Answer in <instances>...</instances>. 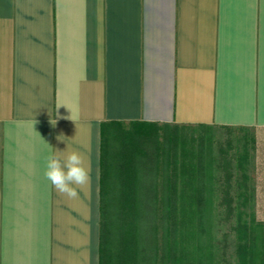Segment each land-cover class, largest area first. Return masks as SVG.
Returning <instances> with one entry per match:
<instances>
[{"label":"crops","instance_id":"0c3cea01","mask_svg":"<svg viewBox=\"0 0 264 264\" xmlns=\"http://www.w3.org/2000/svg\"><path fill=\"white\" fill-rule=\"evenodd\" d=\"M141 122L262 136L264 0H0V264H101L104 138Z\"/></svg>","mask_w":264,"mask_h":264},{"label":"rangeland","instance_id":"374dc122","mask_svg":"<svg viewBox=\"0 0 264 264\" xmlns=\"http://www.w3.org/2000/svg\"><path fill=\"white\" fill-rule=\"evenodd\" d=\"M104 139L102 264H136L133 221L138 179H156L161 198L162 183L167 179L173 185L177 180L182 186L201 153L214 161L218 178L232 180L235 196L233 210L221 212L215 227L217 259L221 264H264V134L241 127L136 123L113 125ZM183 192L181 187L177 193L169 190L176 196ZM158 219L160 245L162 207ZM147 239L153 235L148 233ZM147 246L146 258L153 264Z\"/></svg>","mask_w":264,"mask_h":264},{"label":"trees","instance_id":"16d2710c","mask_svg":"<svg viewBox=\"0 0 264 264\" xmlns=\"http://www.w3.org/2000/svg\"><path fill=\"white\" fill-rule=\"evenodd\" d=\"M142 123V122H141ZM144 124H149L143 122ZM118 125L119 123H114ZM189 179L179 185L169 180L162 183L163 195L159 197L160 183L154 179L149 182L140 177L136 182L134 197V236L136 242V264H151L146 258V248L150 245L153 264H219L217 259L215 227L221 212H231L235 202L232 195V180L216 176L215 163L206 159L204 154L191 163ZM179 187L183 194L176 196L169 193L173 188L177 193ZM105 178L102 192V232L105 216ZM162 207V238L158 243V212ZM224 210V211H221ZM152 220L150 224L149 221ZM173 221V223H172ZM148 233L153 235L147 239ZM157 258L159 262L157 263ZM221 264V263H220Z\"/></svg>","mask_w":264,"mask_h":264},{"label":"clouds","instance_id":"9594fccd","mask_svg":"<svg viewBox=\"0 0 264 264\" xmlns=\"http://www.w3.org/2000/svg\"><path fill=\"white\" fill-rule=\"evenodd\" d=\"M45 176L53 188L68 199H76L91 179L90 168L79 151H71L61 160L50 154L46 162Z\"/></svg>","mask_w":264,"mask_h":264}]
</instances>
